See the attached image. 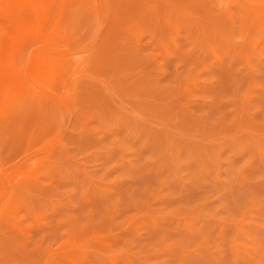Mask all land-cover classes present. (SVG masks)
I'll use <instances>...</instances> for the list:
<instances>
[{
	"label": "rangeland",
	"instance_id": "rangeland-1",
	"mask_svg": "<svg viewBox=\"0 0 264 264\" xmlns=\"http://www.w3.org/2000/svg\"><path fill=\"white\" fill-rule=\"evenodd\" d=\"M263 20L264 0L76 9L56 113L30 82L0 122V264H264Z\"/></svg>",
	"mask_w": 264,
	"mask_h": 264
},
{
	"label": "bare ground",
	"instance_id": "bare-ground-1",
	"mask_svg": "<svg viewBox=\"0 0 264 264\" xmlns=\"http://www.w3.org/2000/svg\"><path fill=\"white\" fill-rule=\"evenodd\" d=\"M103 3L104 0H0V20L8 23V29L0 28V122L22 113L30 99V82L42 89L40 95L47 111H56V102L62 101L56 86L66 63L61 48L67 43L66 30L73 12L86 4L101 7ZM27 56L29 64L24 66L22 61Z\"/></svg>",
	"mask_w": 264,
	"mask_h": 264
}]
</instances>
